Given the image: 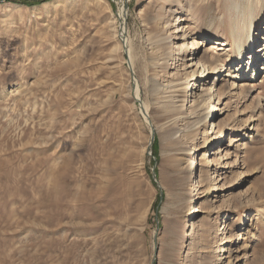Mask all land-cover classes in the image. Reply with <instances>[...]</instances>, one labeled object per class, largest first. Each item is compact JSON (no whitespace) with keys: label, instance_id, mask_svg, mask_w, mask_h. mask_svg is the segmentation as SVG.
Returning <instances> with one entry per match:
<instances>
[{"label":"rangeland","instance_id":"obj_1","mask_svg":"<svg viewBox=\"0 0 264 264\" xmlns=\"http://www.w3.org/2000/svg\"><path fill=\"white\" fill-rule=\"evenodd\" d=\"M55 1L0 0V264H229L236 256L264 264V75L244 98L225 101L231 108L216 122L252 137L230 144L235 135L224 130L222 154L232 152L236 166L217 185L230 188L212 194L205 180L202 212L192 215L198 175L186 169L216 150L194 152L202 131L171 141L161 127L190 104L156 91L173 71L154 67L156 51L169 47L171 1L129 0L128 53L117 0H61L42 11ZM178 1L183 12L174 15L195 33L213 19L211 38H227L235 11L224 0ZM224 237L229 256L219 252Z\"/></svg>","mask_w":264,"mask_h":264},{"label":"bare ground","instance_id":"obj_2","mask_svg":"<svg viewBox=\"0 0 264 264\" xmlns=\"http://www.w3.org/2000/svg\"><path fill=\"white\" fill-rule=\"evenodd\" d=\"M170 1L172 4L170 3L167 7L166 13L168 18L163 26L166 35L162 38L163 43L167 46L169 45V47L156 51L154 67L156 70L167 71L173 66V71L167 74L168 77L163 75L165 76V80L156 88V91L168 96L170 101L175 100V103L188 101L190 104L184 118L174 117L173 115L168 116L162 121L161 127L163 130H167L166 137L171 141L178 140L180 133H183L181 137H187V135L196 130L202 131L204 138L203 145L196 146L194 152L199 154L200 150H207V148L208 150H216L211 153L205 151L199 162L198 160H193L188 169H186L187 172L198 175L194 184L198 190L197 194H195L196 196L193 198L197 200V203L191 209L193 215L194 213L199 214V212H202L199 209L198 200L201 198L199 197L202 194L200 190L203 188L202 183H205V180L209 181L210 185H212L210 189L212 194H218L230 188V186L224 183L221 186H218L217 183H220L224 179L221 176L227 173L228 169L236 166V164L228 162L232 152L228 153L229 150H227L222 154L226 150L225 145L228 142L226 139L223 141V132L224 130L231 131L232 129H227L224 126L225 124L216 122V119L220 113L227 112L231 108L225 101L234 97L238 98V101L241 100L244 98V94L250 91L249 87L252 88L253 84L259 82L264 75V26L262 29L259 28L260 24L264 25V0H224L227 5V11L231 12L234 10L235 12L233 11L234 15L232 14L228 18L229 21L227 20V27L229 26L228 35L224 31L227 38L216 40L211 38L216 34L213 31L215 28V21L213 19L209 20L206 30L195 33L192 23L188 25L185 22V18L183 19L180 16L174 15L175 13L180 12L181 14L183 12L179 1ZM128 2L129 0H117L118 30L122 41L124 40L123 44L126 45L124 52L127 53L128 41L125 20L128 15ZM240 2L243 3L242 7L239 5ZM65 5L64 1L57 0L45 5L42 11L55 10L57 7H64ZM156 38L158 39L159 37ZM156 45L160 47L162 44L157 43ZM210 79L215 80L212 86H208L207 84V81ZM228 82L230 84L228 85V89L225 90ZM134 93L133 99L138 101L141 93L136 86ZM176 107V109H179L178 106ZM142 108L144 116L148 118V109ZM176 120L181 122L183 120L186 121L182 124L181 128H172L173 122ZM208 125L211 127L207 131ZM243 129L244 127L240 130H232L236 139L234 138L235 140L231 141L230 144L240 141L239 136L241 139L244 137L241 141L252 137V134L251 137L248 135L241 136ZM252 130L253 127H250L249 133ZM238 145H241L242 149H244L247 144L243 142ZM215 155L219 156L218 159L211 158ZM3 162L6 161L4 160ZM207 176H209L208 179ZM214 209L218 211V207ZM247 220L249 221V219ZM191 225H194V223L192 222ZM238 236L240 238V234ZM230 243L231 241L224 237L219 247L221 248ZM219 250L222 254L229 252V249H225L224 247ZM230 253H228V256ZM228 256L221 257L219 261L223 260V258L228 259ZM238 258V256L235 257L234 263L228 261L230 262L229 264H239L240 260Z\"/></svg>","mask_w":264,"mask_h":264},{"label":"trees","instance_id":"obj_3","mask_svg":"<svg viewBox=\"0 0 264 264\" xmlns=\"http://www.w3.org/2000/svg\"><path fill=\"white\" fill-rule=\"evenodd\" d=\"M11 1L19 2L25 6H34L41 3L44 0H11Z\"/></svg>","mask_w":264,"mask_h":264},{"label":"water","instance_id":"obj_4","mask_svg":"<svg viewBox=\"0 0 264 264\" xmlns=\"http://www.w3.org/2000/svg\"><path fill=\"white\" fill-rule=\"evenodd\" d=\"M153 138H154V136L152 135V132H151V139H152V141L154 140ZM153 177H155V174H153Z\"/></svg>","mask_w":264,"mask_h":264}]
</instances>
